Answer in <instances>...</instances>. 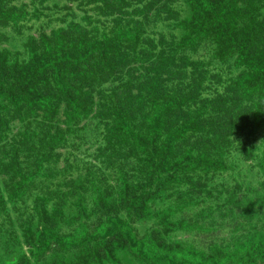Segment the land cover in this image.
<instances>
[{
  "label": "trees",
  "instance_id": "16d2710c",
  "mask_svg": "<svg viewBox=\"0 0 264 264\" xmlns=\"http://www.w3.org/2000/svg\"><path fill=\"white\" fill-rule=\"evenodd\" d=\"M161 2L165 4L164 0ZM171 3L174 5L175 0ZM184 3L191 19L186 37L179 39L175 30L157 33L154 27L146 29V33H133V52L138 53L139 47V58L125 61L126 56L120 61L121 67L116 68V88L122 86L120 90L129 95L128 103L126 98L117 105L118 111L112 86L106 105L97 102L91 108V96L82 88L85 79L71 85L70 80L77 81L80 75H75L70 64H60L61 84L55 86L66 99L65 104L59 102V110L70 109L69 121L83 132V143H89L77 150L76 157L90 155L87 161L92 158L79 168L86 170L91 180L88 189L100 192L104 184L108 197L120 204L102 226H85L90 220L88 215L75 218L77 226H84L79 228L80 234H68L62 229L57 234L47 225L45 249L51 247L52 240H59V245L74 251L81 250L84 244L91 249L102 240L106 252L98 253L85 264L263 262L264 159L254 161V157L262 153V147L257 145L264 142V136L258 138L264 133V0ZM219 6L223 8L216 13ZM169 10L174 17L183 14L171 7ZM201 18L213 27L220 25L224 33L220 47L217 41H211L209 33L203 37L202 49L192 40L200 33L194 23L198 24ZM239 22L245 26L248 41L241 46L243 55L236 61L237 67L225 75L221 63L231 58L230 47L235 39L232 34ZM65 67L69 69L66 71ZM33 72L27 73L32 76ZM256 99L260 108L255 106ZM83 114L89 116L83 118L86 123L82 126L79 119ZM60 130L58 139L62 143L55 142V146L62 147L68 130ZM34 133L28 141L20 136L19 146L45 139ZM102 146L108 147V153ZM114 148L126 152L117 156L112 153ZM63 156L62 152L56 157L44 156V163L54 159L57 165L52 178L56 193H70L78 183L75 167L80 159L68 160L59 167ZM98 163L106 165L101 170ZM43 168L41 163L39 171ZM255 171L261 182L257 189L243 183ZM20 187H25V196L37 191L41 197L47 192L45 186ZM23 192H14L15 204ZM9 206L0 211L8 212L5 215H9V223L15 224ZM242 207L246 209L240 210ZM258 229L263 234L249 233ZM5 257L4 264H16L12 253ZM68 261L71 263L70 255Z\"/></svg>",
  "mask_w": 264,
  "mask_h": 264
},
{
  "label": "rangeland",
  "instance_id": "374dc122",
  "mask_svg": "<svg viewBox=\"0 0 264 264\" xmlns=\"http://www.w3.org/2000/svg\"><path fill=\"white\" fill-rule=\"evenodd\" d=\"M164 1L183 14L174 17L161 0H0V209L10 205L11 219L16 224L9 223V215H5L8 212L0 211V264H4L2 260H6L5 255L9 252L14 255L12 260L16 264H25L27 260L32 264H42L44 260L51 261L50 264H85L98 253L106 252V245L100 243L102 240L91 249L83 247L84 244L81 250H69L61 246L59 240V243L52 240L51 247L44 248L47 225L52 226L57 234L60 229L68 234L74 231L80 234L84 226H77L75 218L88 215L90 220L85 226H102L103 220L116 213L120 204L108 197L104 184L100 192L88 189L91 180L87 171L79 167L92 158L87 161L90 155L76 157V152L89 143H83L86 141L83 132L69 121L70 109L59 110V102L65 104L66 96L59 93V86L55 83L61 84L60 64H70L80 78L69 83L78 84L85 79L82 88L91 96V108H95L97 102L106 105L110 86L115 105L123 104L129 95L120 90L122 86L116 88L115 72L126 56L125 61L139 58V47L138 53L133 52V33H146V29L154 27L157 33L163 29L165 32L175 30L179 39L189 34L190 12L184 3L187 0L179 3L175 0L174 5L172 0ZM221 8L223 6L217 7L216 13ZM201 19L198 24L194 23V28L200 32L193 36L194 43L202 49L203 37L209 33L211 41H217L220 47L224 39L220 25L213 27L206 18ZM154 22L156 25L152 24ZM237 25L232 34L235 39L230 47L231 58L221 63L225 75L237 67L236 61L243 55L241 46L248 41L243 23ZM247 48L250 50L249 46ZM76 67L81 69L76 70ZM32 71L30 76L27 72ZM258 102L256 99L255 106L260 108ZM88 116L83 114L79 125L83 126L86 123L83 118ZM60 129L63 133L68 130L66 137L62 138L65 141L62 147L55 146V142L62 143L58 139ZM34 132L45 139L19 146L20 136L28 141ZM87 132L92 134L89 130ZM263 136L264 133L258 138L261 140ZM257 146L262 147L259 149L262 153H257L254 161H261L264 159V142ZM100 148L108 153L107 146ZM59 152L64 154L59 167H64L68 160L80 159L75 167L77 187L70 192L73 195L67 190L56 193L52 183L56 162L52 159L44 163V156L56 157ZM125 152L123 148L112 149L117 156ZM41 163L44 168L39 171ZM98 165L102 170L106 164ZM258 176L257 171L254 175L248 174L243 183L245 181L257 189L261 184ZM20 185L31 189L45 186L47 192L41 197L37 196L40 195L37 191L25 196V187ZM16 190L23 192L17 204L12 198ZM229 231L226 229V233ZM249 233L261 235L263 230H249ZM257 264H264V259Z\"/></svg>",
  "mask_w": 264,
  "mask_h": 264
}]
</instances>
